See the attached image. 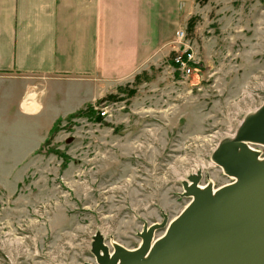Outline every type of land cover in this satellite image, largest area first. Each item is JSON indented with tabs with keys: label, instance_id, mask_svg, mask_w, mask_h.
<instances>
[{
	"label": "rangeland",
	"instance_id": "obj_1",
	"mask_svg": "<svg viewBox=\"0 0 264 264\" xmlns=\"http://www.w3.org/2000/svg\"><path fill=\"white\" fill-rule=\"evenodd\" d=\"M177 29L183 44L174 33L82 107L92 87L76 81H53L35 117L3 113L0 96V264L94 263L96 230L109 248H134L143 222L184 208L181 182L196 169L201 184L232 181L210 156L264 101V0H194ZM185 46L188 76L172 63Z\"/></svg>",
	"mask_w": 264,
	"mask_h": 264
},
{
	"label": "crops",
	"instance_id": "obj_2",
	"mask_svg": "<svg viewBox=\"0 0 264 264\" xmlns=\"http://www.w3.org/2000/svg\"><path fill=\"white\" fill-rule=\"evenodd\" d=\"M192 4L194 0H0L1 111L14 116V105L37 116L55 80L59 87L69 81L88 84L92 92L80 107L92 102L105 86L129 79L153 61ZM33 102L36 107H29Z\"/></svg>",
	"mask_w": 264,
	"mask_h": 264
},
{
	"label": "water",
	"instance_id": "obj_3",
	"mask_svg": "<svg viewBox=\"0 0 264 264\" xmlns=\"http://www.w3.org/2000/svg\"><path fill=\"white\" fill-rule=\"evenodd\" d=\"M254 146L264 148V101L211 152L212 163L233 181L201 184L196 169L181 182L189 201L174 218L163 213L160 222H143L134 248L112 239L109 248L96 230L89 248L95 261L83 264H264V155Z\"/></svg>",
	"mask_w": 264,
	"mask_h": 264
},
{
	"label": "built area",
	"instance_id": "obj_4",
	"mask_svg": "<svg viewBox=\"0 0 264 264\" xmlns=\"http://www.w3.org/2000/svg\"><path fill=\"white\" fill-rule=\"evenodd\" d=\"M184 31L182 29H177L175 32L176 42L179 44H183L182 41L184 39ZM195 62L194 54L192 50L185 46L183 51L177 53L173 58L174 66L181 71L183 75H190L192 71V64Z\"/></svg>",
	"mask_w": 264,
	"mask_h": 264
},
{
	"label": "trees",
	"instance_id": "obj_5",
	"mask_svg": "<svg viewBox=\"0 0 264 264\" xmlns=\"http://www.w3.org/2000/svg\"><path fill=\"white\" fill-rule=\"evenodd\" d=\"M187 25H188V28L191 30L192 26H193V19H190ZM172 63H173V61H172ZM73 115H77V113L76 112L71 113L70 115H68V117L73 116Z\"/></svg>",
	"mask_w": 264,
	"mask_h": 264
},
{
	"label": "bare ground",
	"instance_id": "obj_6",
	"mask_svg": "<svg viewBox=\"0 0 264 264\" xmlns=\"http://www.w3.org/2000/svg\"><path fill=\"white\" fill-rule=\"evenodd\" d=\"M26 103V102H25ZM26 105V104H25ZM32 105H34V107H36V102H33L29 107H31V108H33L32 107ZM25 107H27V106H25ZM232 178V177H231ZM232 181H233V178H232ZM201 186V185H200ZM213 189H215V188H213ZM157 237H155V235H154V239H156Z\"/></svg>",
	"mask_w": 264,
	"mask_h": 264
}]
</instances>
